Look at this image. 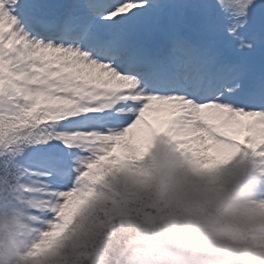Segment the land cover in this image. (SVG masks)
Here are the masks:
<instances>
[{"label":"snow or ice","instance_id":"1","mask_svg":"<svg viewBox=\"0 0 264 264\" xmlns=\"http://www.w3.org/2000/svg\"><path fill=\"white\" fill-rule=\"evenodd\" d=\"M161 136L264 168V0H0V264H53Z\"/></svg>","mask_w":264,"mask_h":264},{"label":"clouds","instance_id":"2","mask_svg":"<svg viewBox=\"0 0 264 264\" xmlns=\"http://www.w3.org/2000/svg\"><path fill=\"white\" fill-rule=\"evenodd\" d=\"M96 193L53 264H264V168L246 158L194 164L161 136Z\"/></svg>","mask_w":264,"mask_h":264},{"label":"rangeland","instance_id":"3","mask_svg":"<svg viewBox=\"0 0 264 264\" xmlns=\"http://www.w3.org/2000/svg\"><path fill=\"white\" fill-rule=\"evenodd\" d=\"M213 3H215V0L213 1Z\"/></svg>","mask_w":264,"mask_h":264}]
</instances>
